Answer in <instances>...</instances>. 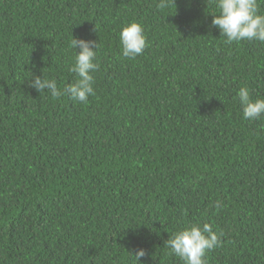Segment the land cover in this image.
<instances>
[{"label": "trees", "instance_id": "16d2710c", "mask_svg": "<svg viewBox=\"0 0 264 264\" xmlns=\"http://www.w3.org/2000/svg\"><path fill=\"white\" fill-rule=\"evenodd\" d=\"M157 2L0 0V264H183L165 241L196 223L224 233L207 264H264V118L237 98H264V44L225 43L206 0ZM72 36L99 44L87 103L29 87L75 82Z\"/></svg>", "mask_w": 264, "mask_h": 264}, {"label": "clouds", "instance_id": "9594fccd", "mask_svg": "<svg viewBox=\"0 0 264 264\" xmlns=\"http://www.w3.org/2000/svg\"><path fill=\"white\" fill-rule=\"evenodd\" d=\"M206 3L207 6L213 5L217 12L212 15V26L220 30L221 36L226 38L225 43L231 45L233 42L247 40L264 44V11L261 10L264 0H206ZM172 5H175V0H158L156 9L164 11ZM119 40L121 54L128 59H135L143 54L148 46L143 25L135 21L121 29ZM69 47L74 50L69 71L77 77L75 82L61 89L54 78L32 74L29 87L38 93L47 90L54 99L68 96L74 102L87 103L89 96L95 95L93 73L97 72L100 66L97 59L99 44L97 41L76 39L72 36ZM237 98L242 106L244 119L255 121L264 118V98L253 99L247 87L239 89ZM222 206L220 200L214 204L217 209ZM223 235L222 231H214L209 223H204L202 227L196 223L174 232L165 241L164 247L183 264H207L206 254L221 245ZM145 255L144 249L138 250L134 256L131 254L136 264H140Z\"/></svg>", "mask_w": 264, "mask_h": 264}]
</instances>
